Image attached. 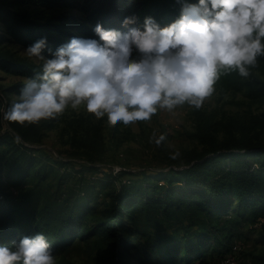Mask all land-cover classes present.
I'll list each match as a JSON object with an SVG mask.
<instances>
[{
	"label": "trees",
	"instance_id": "16d2710c",
	"mask_svg": "<svg viewBox=\"0 0 264 264\" xmlns=\"http://www.w3.org/2000/svg\"><path fill=\"white\" fill-rule=\"evenodd\" d=\"M185 2L186 0H0V20L4 25V32L10 38L29 45L46 36L48 46L55 49L78 30L84 35L98 38V34L94 32L97 22L104 27L114 26L124 30L133 23H142L146 15H152L161 25H165L180 15ZM66 8H77L82 13L73 14L66 11ZM132 13L137 14L136 21L122 22L125 14ZM45 53L50 55L47 49ZM263 59L264 55L259 56L258 63L250 66L246 80L254 87L255 96H264V77L252 71ZM41 64L14 56L10 50L0 48V68L3 70L32 76ZM235 72L238 70L226 73L224 78H233L232 74ZM24 84L14 83V90L21 91ZM10 89L13 90L12 87ZM12 103L0 91V115ZM6 121L8 129L0 132V195L9 204L7 207L3 205L7 209L0 205V244L23 235L43 232L53 249L67 246L75 236L87 237L99 233L107 242L106 255L100 264H132L133 261L144 264L147 255L152 252L161 253L171 264H175L176 253L185 248V245H179L180 239L172 242L169 236L163 235L161 238L158 231L149 238L150 227L164 222L173 223L185 216L211 217L212 214L227 212L233 199L237 201V206H249L254 212L264 210V141L260 139L259 133L251 132L253 128L264 127V117H256L252 126L234 116L205 120L195 132L203 149H194L186 166L147 173L142 179L124 177L128 173L124 169L104 176V168L97 162V157L86 151L90 159L74 165L78 174L89 170L92 178H97L95 181L90 180L92 182H114L112 186H108V203L98 210L99 215L93 225L86 228L82 219L87 207L50 200L40 203V191H35L34 187H28L24 193L28 204L17 203L14 199L7 200L11 195L3 191L4 168H7V176L12 178L15 185L27 179L42 178L52 168L25 143L31 139L28 121ZM100 136L98 128L93 134L87 132L79 139L80 145L92 151L101 149L98 144ZM253 161L256 163L253 164ZM160 180L164 182L160 183ZM85 193L84 187L77 189V195ZM205 221L201 220L202 223ZM137 235H144L147 240L134 241L133 237ZM209 238L210 235L206 234L203 240L207 242ZM207 245L201 244L196 248L191 245L181 260L188 264L194 248L201 257ZM259 260L264 262V251L259 255ZM64 264L73 263L69 261Z\"/></svg>",
	"mask_w": 264,
	"mask_h": 264
},
{
	"label": "clouds",
	"instance_id": "9594fccd",
	"mask_svg": "<svg viewBox=\"0 0 264 264\" xmlns=\"http://www.w3.org/2000/svg\"><path fill=\"white\" fill-rule=\"evenodd\" d=\"M125 14L122 22L136 21ZM97 37L72 36L55 49L42 36L26 52L42 64L4 118L38 122L84 104L98 116L124 124L150 120L160 109L201 107L223 73L248 76L264 55V0H196L161 25L152 15L126 29L94 26ZM45 49L50 55H46ZM166 134L154 132L161 144ZM179 155V152L173 153ZM43 232L0 244V264H55Z\"/></svg>",
	"mask_w": 264,
	"mask_h": 264
},
{
	"label": "rangeland",
	"instance_id": "374dc122",
	"mask_svg": "<svg viewBox=\"0 0 264 264\" xmlns=\"http://www.w3.org/2000/svg\"><path fill=\"white\" fill-rule=\"evenodd\" d=\"M66 11L77 15L82 13L77 8H66ZM74 35L87 36L81 30L74 32ZM0 36V48L10 50L14 56L37 64L42 63L26 52L28 45L10 38L4 32L1 20ZM252 71L264 77V59ZM238 73H233L231 79L224 78L226 73H223L216 82L214 93L205 98L201 107L197 108L185 103L172 110L162 108L154 113L150 120H139L129 124H124L122 121L113 123L108 119L107 113L98 116L94 111H88L82 104L76 108L69 105L56 117L28 122V134L31 139L25 143L31 146L34 153L40 155L52 169L42 178L27 179L15 185L12 183V178L7 176V168H4L3 191L11 195L7 200L14 199L17 203L28 204L24 193L28 187H34L35 191H40L38 196L40 203L55 201L70 206L80 204L87 207L82 221L85 228L90 227L99 215L98 210L108 203V186H112L114 182L108 180L107 184L94 182L97 178H92V172L87 170L81 175L78 174L75 163H83L90 157L87 152H91L104 168L102 171L104 176H107L106 173L116 174L119 169H124L128 172L124 177L135 180L144 178L147 173L186 166L192 151L203 149V144L199 142L195 132L198 125H203L205 120L228 119L234 116L246 125L252 126L256 117H264V96H255L254 87L246 81L248 76ZM30 76L0 68V91L6 94L7 99L14 102L19 98L20 92L14 90V83H25ZM11 87L13 90L10 89ZM96 128L101 135L98 142L101 149L87 150L80 145L79 139L87 132L93 134ZM5 129H8V123L2 114L0 132ZM154 132L157 135L160 132L166 134L161 144L155 143ZM251 132L259 133L260 139L264 141V127L253 128ZM176 152H179V155H173ZM163 182L160 180V183ZM80 185L84 187L85 195H77ZM0 202L1 206L7 207L9 204L1 195ZM236 203L237 201L233 199L227 212L212 214L211 217L185 216L182 220L173 223L164 222L159 226L150 227L149 238L155 236L158 231L161 238L163 235L169 236L172 242L180 239L179 245L182 247L185 245V248L176 253L175 264H184L181 258L186 256L184 253L186 249L191 245L196 248L201 244H208L204 254L198 256L194 248L188 264H264L259 260V255L264 251V210L254 212L249 206L243 208ZM201 220L206 221L202 223ZM206 234L210 235L207 242L203 240ZM18 240L19 238L8 240L3 244L11 246ZM133 240L145 242L147 237L137 235ZM233 245H236L234 253L228 250V248L234 249ZM106 248L107 242L99 233L87 237L75 236L67 246L53 248L55 264L69 261L73 264H100L106 255ZM140 263L132 262V264ZM144 264H171V261L161 253L152 252L147 255Z\"/></svg>",
	"mask_w": 264,
	"mask_h": 264
},
{
	"label": "built area",
	"instance_id": "2783aa9c",
	"mask_svg": "<svg viewBox=\"0 0 264 264\" xmlns=\"http://www.w3.org/2000/svg\"><path fill=\"white\" fill-rule=\"evenodd\" d=\"M233 246H234V249L232 248V249H231V252H233V251L235 250V248H236V245H233ZM233 246H232V247H233ZM233 253H234V252H233Z\"/></svg>",
	"mask_w": 264,
	"mask_h": 264
}]
</instances>
